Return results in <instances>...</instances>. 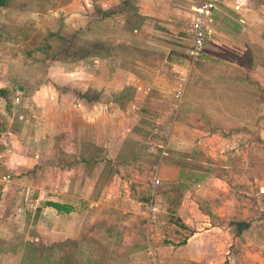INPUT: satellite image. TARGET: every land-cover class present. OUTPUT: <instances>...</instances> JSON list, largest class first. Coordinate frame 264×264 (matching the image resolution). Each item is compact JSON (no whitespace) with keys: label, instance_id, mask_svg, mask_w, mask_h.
Masks as SVG:
<instances>
[{"label":"rangeland","instance_id":"1","mask_svg":"<svg viewBox=\"0 0 264 264\" xmlns=\"http://www.w3.org/2000/svg\"><path fill=\"white\" fill-rule=\"evenodd\" d=\"M58 7L56 0H8L7 6L0 11V87H8L10 98L23 93L19 94L18 103H9L5 109H0V163L8 148L33 149L24 138L27 129L31 136L35 127L31 118L36 114L38 100L29 97L31 90L43 81H59V74L55 75L58 71L72 70L74 60L70 53L56 54L42 63L37 49L32 48L44 36V31L47 32L48 26L54 30L58 19L64 27L90 25V31L88 28L81 31L80 38L103 36L112 42H116L121 33V16L104 17L99 9L90 14L76 11L69 15L67 10ZM231 15L236 19L235 12ZM178 20L175 26L156 29L166 44L165 49L175 53L172 64L176 62L173 60L184 57L190 36L186 14H181ZM134 21L132 16L125 18L131 41L136 36L132 31ZM149 24L148 21L139 35L144 39L141 45L147 54L141 59L147 64L148 72L143 71L142 77H133L135 81H149L164 93L174 87V75L169 70L173 65L168 62L165 64L168 69L153 75L161 67V59L148 56L153 45L146 36L154 30ZM220 42H205L198 59L204 65L200 69L193 67L191 75L200 74L204 80L200 83L213 88L220 78L223 81L227 76L235 77L233 83L237 89L249 87L251 90L230 100H223L217 94L212 98L193 94V89L190 90L187 102L191 112H180L171 127L164 152L169 162H179L180 169L185 171L182 177L175 178L174 173H168L164 165H159L164 163L162 158L159 161L161 150L157 146L161 142L159 131L164 127L159 121L167 119L166 107L170 99L155 90L140 93L134 89L138 85L133 81L122 88L120 95L107 90L110 104L115 103V97L122 102L132 101L136 112L127 118L117 109L103 115L105 110L92 103L89 108L92 124L87 126L64 121L65 124L53 127L50 124L53 117L40 119L41 133L45 126L49 133L63 132V141L59 143L64 149H74L78 142L70 140L75 141L77 136L81 139L88 133L93 142H88L90 146L85 144L87 148L106 149L108 144H116L120 154L125 155L126 164L124 160L120 163L124 168L123 181L118 176V162L107 163L90 189L92 198L97 201V197H101V201L90 208L85 202L73 204L79 209L75 218L79 232L77 238L71 239L52 231L57 230L52 229L54 212L46 211L42 216V203L34 200L38 192L36 187L29 190L33 200L22 203L20 191H25L26 187L19 188L12 182L0 195V264H23L24 259L28 263L27 248L35 252L31 264H54L53 261L60 264H264V61L260 64L263 54L260 47L252 48L243 38L234 43ZM128 47H115L113 53L122 51L118 55L131 58L133 50ZM116 60L117 57L109 69L117 65ZM82 61V66L85 64L95 76L98 62L88 58ZM127 61L123 62L130 63ZM46 71L48 77H45ZM162 73L164 75L160 76ZM78 81L86 82L83 77ZM242 81L251 86H245ZM94 91L85 92V96L96 98ZM125 110L132 111L131 108ZM122 137L129 140L121 143ZM44 142H40V149L46 152L52 145H43ZM162 144L164 147V139ZM136 147V156L128 157L130 150ZM42 158L46 159L45 163H52L47 154ZM13 163L18 169L17 161ZM155 165H159L157 173L151 171ZM7 169L0 167V177ZM155 174L159 183L152 188L148 186L149 179ZM193 175L198 181H191ZM173 180L177 185L170 183ZM182 181L191 182L189 186H181ZM149 192L157 204L155 211L149 210L148 201L141 199ZM129 199L139 202V208L133 210ZM235 222L246 223V227L238 231Z\"/></svg>","mask_w":264,"mask_h":264},{"label":"crops","instance_id":"2","mask_svg":"<svg viewBox=\"0 0 264 264\" xmlns=\"http://www.w3.org/2000/svg\"><path fill=\"white\" fill-rule=\"evenodd\" d=\"M196 1L198 0H56L57 5L59 6L58 9L67 10L70 13L69 15L75 14L76 11H84L85 13L90 14L94 11V9H99L104 17H108L111 14L121 16L122 20L120 23L122 25L119 27V33H121L119 34L116 42H112L110 39H106L103 36L95 38L90 37V39L83 38L82 36L81 41L100 39L111 44L114 43V48H126L131 46L128 47L130 50H133L131 58L126 56L124 59L123 56L118 55L122 53V51L117 54V52L113 53V50H111V54L109 56L88 57L89 60L98 62V64L96 63L97 74L94 76V74L90 72L85 64L82 66L83 61L81 57L72 56L74 60L73 66L71 67L72 70L67 72L58 71L55 73V75L59 74V81L56 79H53L51 82L47 81L45 83L43 81L37 87H34L33 90H31L29 97L33 98L35 101L38 100V104L36 105L38 110L35 109L36 114L34 113V118H31V120L34 121L33 124H35V127L32 129V135H28V130L30 129H27L28 134H26L24 138L29 140L27 142H29L30 145H33L34 150L32 149L27 151L26 149L23 150L21 148L19 150H15L13 148H8L5 150L3 155L5 157L3 160H1L0 167H6L9 169H7L6 173L1 175V177L6 176V179H1L0 177V182L2 183V186H0V195L4 194L7 186H9L12 182H15L19 188L26 187L25 191H20L19 197L22 196V203L25 201L28 203L29 201L33 200V197H30L29 190L30 188L32 189L36 187L38 192L36 199H34L35 202L40 204L44 201H54L72 205L73 210L68 213H58L51 207L40 206V213L42 216H44L46 211L50 212L51 214L54 212L53 214L55 217H53L52 220V229L57 228V230L52 231H58V233L62 234L64 238H77L79 229L75 223V218L79 212V209L73 204L85 202L87 203L88 208H90L92 205L101 201V197H97V201L92 198L93 194L90 192V189L93 187V183L98 177V173L106 166V159H104V157L113 161L116 160L118 162V176L121 178V181H123L122 175L124 174L122 171H124V168L120 164L122 162V158L115 159L117 153L120 154V150L116 147V144L111 143L106 146V149L101 147L87 148L85 144H89L88 142H93V138L90 136V133L81 139L79 138L80 136H77L75 141H72L71 139L70 142L72 143L78 142V146L74 149L68 150L61 148V143L59 142L63 141V132L57 130L56 133H49L45 126V129L42 131L43 133H41L40 119L44 117H53L50 123L53 127L55 125L59 126L61 124H65L64 121H68L70 123L77 122L78 124L82 123L87 126V124H92L89 116V108L92 103L95 105L97 103V106L105 110L104 113H102L103 115L110 114V111L117 109L124 118H127V116L130 114L136 112V107L132 105V101L129 102V100H127L122 102L118 97H115L114 102L116 104L113 103V101L110 104V96L108 95V91H116L115 94L120 95L119 93L122 91V88L128 86L131 84L130 82L133 81V84L138 85L134 89L138 90L140 93L142 92L143 94H147L148 91L155 90L159 94H163L162 96H167L170 99L166 107L169 111L168 115L166 116L167 119L163 120V122L159 121L157 118V120L162 122L164 125V127L159 131V135L161 142H163L164 139L165 152L167 140L170 139L168 137L170 135L171 127L178 120L177 118L180 112H184L185 114H189L191 112L188 110L190 105L187 102V99L191 96L190 90L193 89V94L197 93L204 96H210L211 98L217 94V96L223 98V100H230L231 98L238 96L240 93H244V95H246L247 92H250L251 89H249V87L237 89V85L233 83V78L235 77L231 78L230 76L223 78V81H221L222 78H220L219 81L215 83L216 85L214 88L206 83L201 84L200 81H202L203 78L200 76V74L191 75V71L193 67L194 69H200V67L204 64L199 60L189 62L186 59V55L173 60L176 62H173L172 64L171 60L175 59V53L170 51V49H165L164 46H166V44L159 35L160 31L158 32L156 29L158 26L161 28L171 25L175 26L179 21L178 19L180 15L183 13L186 14L189 20V6ZM51 6L52 5L49 7ZM232 11L233 10L225 4H220L215 10H213L211 21L209 23L210 32L206 41L211 40L214 44H219L221 43L220 41H225L228 43H231L232 41L234 43L237 39L243 38L245 43L252 44V48L256 49L257 46L260 47V51L263 54L260 58V64H262L264 61V0H246L240 11H233L237 14L236 19L232 18ZM129 13H133L132 17H134L135 20L134 26H132V31L136 33V36H133V41L130 40V38H132L131 35L126 32L129 31L128 27L125 26V18L129 16ZM179 13L181 14L178 15ZM85 17L88 18L89 15H85ZM90 18L91 16L89 19ZM152 20L154 23H152ZM148 21L150 22V28L154 30H152L149 33L150 35L146 37L149 38V41L151 42L150 44L156 46L155 49H153V46H151V52L148 56L152 55L155 60L157 58L161 59V62L159 63L161 67L156 69V72L153 73V75L157 76V74L162 72L163 69H168L167 66H165V64L168 65V62H171L173 65L169 70H171V72H173L172 75H174V79L172 81L174 87L165 91L164 93H161L159 88L153 87L149 81L139 82V80L135 81L133 77L136 75L142 77L144 74L143 71H147V64L143 61L144 59H141L143 55L147 54L143 49L145 47L141 45V41L144 39L139 35L142 31V28L148 24ZM90 22L91 21H89V23ZM234 22L239 25H236ZM55 25L60 26L63 30H80V33L81 31L84 32V29H87L90 26L87 25L85 28H72L66 25L67 27H64V24L61 23L60 19L56 20ZM87 30L88 32L90 31L89 28ZM115 57H117V65L113 66L112 69H109L111 67L110 64L114 65L112 61L115 59ZM252 57L258 59L257 56ZM124 60H129L130 63L125 64L123 62ZM53 61L55 62V60ZM260 64L254 65L257 66ZM57 69L59 70L60 68H56L55 70ZM194 71L195 70H193V72ZM163 75L164 73L160 74V76ZM48 76L49 73L46 71L45 77ZM192 76L194 77L193 79H191ZM81 77H83L86 82L79 83L78 80L81 79ZM118 80H120L119 83L116 82ZM249 82H251V80H249ZM244 85L251 86L250 83H246V81ZM89 90H95L94 92L96 94V98L90 99L85 96V92ZM131 105L134 108H132ZM205 105H207V103H205ZM129 108H131V112H129V110H125ZM163 130L165 131L164 137L162 135ZM130 137L132 139L133 136ZM123 139L124 137H122L121 141ZM43 140H45L43 145L48 143L49 145H52V148L48 149L46 152L40 149V142H43ZM111 140V138L108 139L109 142ZM159 144H157V146ZM95 145L99 144L95 143ZM113 149H115L113 153L110 152ZM45 154H47L48 158H52V163H45L46 157L44 159L42 158ZM159 155V161H161V158L162 161L164 160L163 164H159L160 162H158L160 166L164 165L165 170H167L168 173H174L175 178L178 177V175L182 177L185 171L180 169V164L177 160H170L169 162V159H167V153L163 154L165 156L167 155V157H162L163 155L161 153H159ZM14 160H16L17 164H19L18 169H16L15 165H12ZM123 163L126 164V161L124 160ZM129 164H131V162H129ZM159 165L153 166L151 171L154 170V173H157ZM13 166L15 170L13 169ZM11 172H14L15 174L12 175ZM9 175L12 176L11 179ZM151 179L152 178L149 179L148 186L152 188L156 187L157 185L154 186L151 184ZM184 181H182L181 186H189L192 180L186 181L187 184L183 183ZM175 182L176 180H173V182L170 181L172 184H176ZM147 196L148 200H145L142 197L141 199L148 201L149 210L155 211L157 205L156 202H154L153 197L151 198L150 192ZM129 200L132 202L131 208H133V210L139 208V202L132 199ZM28 208H24V210H27ZM25 213L26 212H24V214Z\"/></svg>","mask_w":264,"mask_h":264},{"label":"trees","instance_id":"3","mask_svg":"<svg viewBox=\"0 0 264 264\" xmlns=\"http://www.w3.org/2000/svg\"><path fill=\"white\" fill-rule=\"evenodd\" d=\"M8 0H0V11L3 7L7 6ZM133 13H129V16H132ZM69 31V32H67ZM80 36V30H63L60 26H56V28L47 29V32L44 31V36H42L38 43L35 45V47H32L33 49H37L38 55L42 63H44L45 59L51 58L56 54H66L70 53L71 56H78L81 58H88V57H102V56H109L111 54L112 48H114V43H108L107 41L100 40V39H92V40H83L79 37ZM108 43V44H107ZM44 68V66L42 67ZM27 92V88L25 89ZM20 94V93H19ZM9 89L8 87H0V101L3 103V107L5 109V106L7 104H11V98L9 96ZM20 95H23L21 92ZM129 140V139H123ZM121 141V143H122ZM134 141V140H131ZM138 152V148H133L132 151L130 150V154L128 157L136 156V153ZM125 155L118 154L115 156V159L122 158V161L124 160ZM95 159V158H93ZM106 159L105 164L107 163H113L116 164V160H110L104 157ZM191 179L192 181H198V177H194ZM145 200H148V196L144 195L142 197ZM42 206H48L53 208L58 213H68L73 210L72 205L68 203H60V202H54V201H44L42 203ZM238 231L246 227V223L243 222H235L233 223ZM25 258L28 260V263H26V260L24 259L23 264H31V262L35 259V252L32 248H27L26 250V256ZM42 260H45V257L40 256ZM54 264H60L58 261H53Z\"/></svg>","mask_w":264,"mask_h":264},{"label":"built area","instance_id":"4","mask_svg":"<svg viewBox=\"0 0 264 264\" xmlns=\"http://www.w3.org/2000/svg\"><path fill=\"white\" fill-rule=\"evenodd\" d=\"M246 0H198L189 6L188 31L190 33L186 44L185 55L189 62L197 61L203 52L206 39L209 35V23L213 10L220 4L228 5L233 11H240ZM19 101V94H15L11 98V104L15 105ZM0 109H3V103L0 101ZM165 131L162 135L164 137ZM161 154H164L162 142L158 145ZM2 176L1 179H6ZM159 179L154 175L151 184L156 186Z\"/></svg>","mask_w":264,"mask_h":264}]
</instances>
